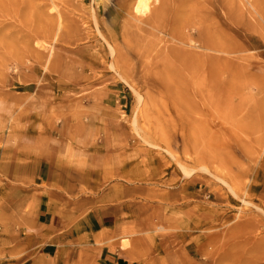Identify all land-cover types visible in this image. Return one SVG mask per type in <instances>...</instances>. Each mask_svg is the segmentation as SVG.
Instances as JSON below:
<instances>
[{
	"label": "rangeland",
	"instance_id": "374dc122",
	"mask_svg": "<svg viewBox=\"0 0 264 264\" xmlns=\"http://www.w3.org/2000/svg\"><path fill=\"white\" fill-rule=\"evenodd\" d=\"M186 1L0 0V264H264V21Z\"/></svg>",
	"mask_w": 264,
	"mask_h": 264
},
{
	"label": "crops",
	"instance_id": "0c3cea01",
	"mask_svg": "<svg viewBox=\"0 0 264 264\" xmlns=\"http://www.w3.org/2000/svg\"><path fill=\"white\" fill-rule=\"evenodd\" d=\"M37 214L36 227L40 231V234L33 235L31 242L42 245V251L46 257L53 256L56 242L55 233H66V222L69 221L68 217H72V213L66 209V182L63 184L62 192L51 191V189L47 190L46 198L39 206ZM93 219V223L99 226V228H107L117 223L118 216L116 210L113 208H105L94 214ZM95 230H98V228ZM64 239L66 240V235ZM122 255L123 253L120 250L111 252L106 247H103L99 252V256L105 263H112Z\"/></svg>",
	"mask_w": 264,
	"mask_h": 264
},
{
	"label": "bare ground",
	"instance_id": "6f19581e",
	"mask_svg": "<svg viewBox=\"0 0 264 264\" xmlns=\"http://www.w3.org/2000/svg\"><path fill=\"white\" fill-rule=\"evenodd\" d=\"M106 0H97V4L101 5ZM149 1L150 0H137L136 5L134 7V13L139 16H143L145 13H147L149 9ZM174 0H160V4L158 7H156L153 11V16L152 20L154 22L162 20V17L165 15L167 12L169 5L172 3ZM182 3L185 4L184 1L186 0H180ZM209 2V0H206ZM187 2V1H186ZM254 13H256L263 21H264V0H257L255 3L250 4ZM220 7L223 9H228V8H234V9H240V3L239 0H220ZM170 35L172 39H175L176 36L174 35L173 32H170ZM189 55L191 57L192 55ZM111 68H115L114 66H111ZM170 79V78H169ZM163 84H167V82H163ZM141 99V98H140ZM134 125H136V120H134ZM184 173L188 176L189 172L187 170H183Z\"/></svg>",
	"mask_w": 264,
	"mask_h": 264
}]
</instances>
